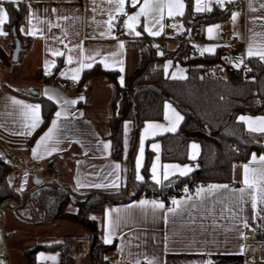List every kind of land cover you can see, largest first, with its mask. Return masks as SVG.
Here are the masks:
<instances>
[{
	"label": "crops",
	"instance_id": "0c3cea01",
	"mask_svg": "<svg viewBox=\"0 0 264 264\" xmlns=\"http://www.w3.org/2000/svg\"><path fill=\"white\" fill-rule=\"evenodd\" d=\"M21 2L25 3L26 12L20 31L27 46H21L13 68L30 75L35 82L29 84L32 86L27 91L6 87L0 74V145L4 151L10 152L9 149L14 146L20 149L19 154H25L23 166L17 165L15 161L22 176V179H17V188L22 193L40 186L33 180L37 161L46 163V167L51 170L43 176L37 175L42 177V182H53L69 191L88 195L119 192L124 189L127 193L131 179V154L135 147L133 173L136 180L145 179L143 169L148 151H151L149 175L154 182L156 180L153 179V166L160 183L165 180V173L169 178L181 175L185 168L190 171L184 175L193 171L201 152V145L197 141L189 143L190 162L162 159L161 136L176 132L184 119L183 113L172 100L165 101L162 119L144 121L138 132L135 120L124 121L123 157L119 160L112 155L108 137L111 102L116 86L103 77L83 81L85 69L100 64L104 69L120 71L118 82L125 85L139 62L137 49L127 45L125 35L137 39L143 34L155 38L159 45V58L155 66L162 67L169 77L185 78L187 67L174 55L181 40L190 35L182 19L187 9V0H182L183 15L170 17L165 8L163 19L158 24L151 22V16H141L135 24V31L140 32L139 36L128 30L124 22L128 16L139 11L143 0H139L135 7L132 0H125L123 12L115 11V2L110 4L109 0ZM226 2L228 0H224L223 4ZM216 3H219L218 0H200V7L207 5L212 9ZM262 3L264 0H243L227 18L206 24L197 29L199 32L195 30L189 39L195 52L214 54L223 49L224 57H228L231 65L236 67L245 64L249 57H259L248 56V47L252 44L254 51L264 50ZM3 7L5 8V4ZM192 7L196 11L197 0H192ZM234 13L239 14L235 21L232 19ZM110 14L113 16V27L109 33L106 22ZM146 27L159 34H149L145 31ZM209 28L213 29L211 33ZM29 30H35L36 34H27ZM3 31L7 35H0V44L12 61L15 39L7 32L5 24ZM227 41H231V45L228 46ZM121 43L123 48L119 47ZM166 51L171 52L173 56H165ZM57 52L62 54L56 55ZM60 56H63L64 65L55 74ZM69 56L72 57L71 63L68 62ZM0 64L8 66L10 62L3 64L0 61ZM89 64L91 67L87 66ZM2 67L0 66V69ZM57 75L62 78L57 79ZM70 81H77L78 84L74 88L63 89L62 85ZM32 94H40L48 99L51 96L50 100L55 103L53 117L38 135L36 131L43 122L42 107L37 99L30 96ZM14 100L22 101V105L14 104ZM73 100L76 103H65ZM23 105L40 106L39 122L34 128L30 127L33 122L32 114ZM168 105L171 107H167ZM121 108L122 103L119 101L116 111L120 112ZM57 112H61L59 118L55 115ZM176 114L182 119L177 121ZM241 117L245 119L242 120ZM261 118H264V112H243L238 115L247 130L248 120L258 121ZM53 120L57 121V127L51 139L42 140L52 128ZM149 125L161 127L150 128ZM252 126L259 127V124L254 123ZM172 127L175 130L169 131ZM255 133L264 135V132L260 131ZM16 138L18 140H15ZM104 144L109 147L105 148ZM193 144L198 145V148L193 149ZM28 156L36 162L26 164ZM261 157H264V153H253L248 161L239 162L232 183L214 182L200 185L174 199L177 204L172 201L167 206L161 199L145 197L107 203L104 211L94 216L100 223V237L104 242L106 239L110 240L107 244L116 242V247L102 253L96 263L90 259L88 234L81 224L66 219L48 224L27 223L15 217L12 204L2 207L0 232L4 249L2 254L0 253V263L27 264V249L36 245L49 246L68 241L64 264H149V261L151 264H246L248 258L241 253L242 231L245 227H250L259 239L264 240V211H261L264 205L258 204L257 208L253 209L252 197L246 192L241 199L239 190L246 188L243 183L244 166L248 165L249 182L255 185L250 191L257 200L259 199L257 189L264 186V180L260 179L261 170H264ZM138 176L142 179H138ZM212 185H227V188L218 187L209 191ZM141 201L149 203L141 206ZM152 202L163 204L164 207L153 208ZM70 204L71 208L77 207L75 199H72ZM170 209L175 211H169ZM35 258L36 264H60V249H40Z\"/></svg>",
	"mask_w": 264,
	"mask_h": 264
},
{
	"label": "trees",
	"instance_id": "16d2710c",
	"mask_svg": "<svg viewBox=\"0 0 264 264\" xmlns=\"http://www.w3.org/2000/svg\"><path fill=\"white\" fill-rule=\"evenodd\" d=\"M243 0L226 2L221 6L216 3L209 11L197 12L192 7V0H187V9L182 16L186 31L190 35L182 40L175 52V58L183 55L187 67L185 78H173L165 74L162 67L155 66L159 58L158 50L150 43L148 35L140 38H127V45L139 53L137 68L125 85H120V71L104 69L100 64L85 69L83 81L103 77L116 86L112 98V113L109 116L112 155L116 159L123 157V125L126 119L138 118L137 132L146 120L163 118V108L170 98L184 115L176 132L161 136L162 159L164 161L190 162L188 146L191 141L201 145V152L193 171L184 176H173L156 183L150 179L149 165L151 151L147 152L144 165L145 179L136 180L133 173V158L136 147L131 154V179L128 200L140 197L158 198L167 206L171 202L200 185L225 182L235 179L236 166L241 161H248L253 153H264V135L251 132L238 119L239 113L264 112V60L249 57L247 63L240 67L225 65L223 49L214 54H196L189 42L191 33L204 25L227 18ZM9 20L5 23L7 32L15 39L14 32L27 46L20 27L25 22L26 5L5 3ZM15 42V41H14ZM15 45V44H14ZM13 50V49H12ZM0 61L10 62V57L0 44ZM60 56L55 74L63 67ZM250 67V68H249ZM134 89L132 99L131 90ZM31 97L41 103L43 122L36 131L40 134L49 124L55 110V103L40 94ZM121 101L120 112L116 111ZM35 135V136H36ZM231 145H235L232 148ZM11 152L4 151L0 145V203L8 201L13 205L16 218L27 223L48 224L55 220L66 219L81 224L88 234L89 256L92 262L100 260L102 253L115 249L116 242L107 244L100 237V223L94 216L102 213L107 203H119L127 196L126 189L119 192L95 193L92 195L70 191L76 200L77 209L70 210L72 197L64 188H58L53 182H41L51 185L32 194L23 204L24 198L32 190L22 193L17 188L19 167L9 161ZM81 200V201H79ZM7 205H3L6 207ZM2 218L0 214V227ZM43 248L60 249L61 263L64 264L68 241L45 246L36 245L25 251L27 264H36V252Z\"/></svg>",
	"mask_w": 264,
	"mask_h": 264
},
{
	"label": "snow or ice",
	"instance_id": "6c2138e0",
	"mask_svg": "<svg viewBox=\"0 0 264 264\" xmlns=\"http://www.w3.org/2000/svg\"><path fill=\"white\" fill-rule=\"evenodd\" d=\"M21 2V0H0V35H7L6 32L3 31V25L5 23H7V21L9 20V13L8 11L3 7V5L5 3H10V4H16L18 5ZM115 2V11L118 12H123L124 10V4H125V0H109V3L112 4ZM218 2L221 4V6H223L224 0H218ZM228 2H232V0H228ZM139 3V0H132V5L133 7L136 6V4ZM251 7V5H250ZM261 7L264 8V3L261 4ZM165 8L167 9V14L168 16H175V15H183V9H184V4L182 2V0H143V4L140 6L139 11H137L134 15H130L127 17V20L124 22L125 23V27L134 32L135 35L139 36L140 32H136L135 31V24L136 22L139 21L141 16H151L152 20L151 22L153 24H158L160 22V20L163 19V14H164V10ZM205 10H211L207 5H205L204 7H200V0H197V7H196V11L200 12V11H205ZM125 15H127L125 13ZM239 14L238 13H234L232 16L233 21L236 20L237 16ZM112 20H113V16L110 14L109 16V20L106 22L107 26H108V31L109 33L112 30L113 24H112ZM29 23H31V19H29ZM218 27V26H217ZM23 31V29H21ZM145 31H148L149 34L152 35H157L159 34L158 32H152V30L150 28H145ZM209 33H211L213 31V29L209 28L208 29ZM29 35H35L36 31L35 30H29L28 33ZM101 35H103V33H101ZM120 48H123V43H121L119 45ZM71 51V50H70ZM56 55H61L62 53H55ZM258 55L259 58L261 60H264V50H260V51H254L253 50V46L252 44H249L248 47V56H256ZM68 62L71 63L72 62V57L69 56L68 57ZM84 65L82 64L81 67H83ZM88 67H91V65H87ZM77 71H79V69H77ZM121 71H123V69L121 68ZM73 79H76L77 77H72ZM121 83H123V78L121 77ZM47 94V93H46ZM52 97L49 96V99H51ZM14 104L17 105H22V101L19 100H14L13 101ZM66 104H74L76 103V101H65ZM23 107L25 109L28 110L29 113L32 114V120L33 122L31 123L30 127L34 128L36 126V124L39 122V105H23ZM167 107H171L170 105H168ZM56 117L59 118L61 116V112H57ZM167 118V116H166ZM176 119L177 121L179 119H182L181 117H179L178 114H176ZM242 120H244V117H241ZM249 123V130L250 131H260V132H264V118L259 119L258 121H252V120H248L247 121ZM254 123H258L259 127H253L252 125ZM57 127V121L53 120L52 122V128L49 129V132L46 133L45 137H42V140H48L51 139L53 131L55 130V128ZM150 128H159L161 127L160 125H149ZM169 131H174L175 128L172 127L170 129H168ZM105 148H108L109 145L108 144H104ZM154 147H158L156 145H154ZM193 149H197L198 145L193 144L192 145ZM143 154V149L141 148V155ZM34 155H35V151H34ZM195 158V156H193V159ZM255 159V157H254ZM261 161H264V157L260 158ZM117 168L119 167L118 165L116 166ZM140 167V162H137V168L139 169ZM168 166H165V168H167ZM188 171H190V169L185 168L184 170L181 171V175L186 174ZM253 172H255V170H252ZM153 179L156 180L157 183H160V180L157 179V177L155 176V166H153ZM138 179H142V177H137ZM167 173H165L164 175V179H167ZM260 179L264 180V170H261V174H260ZM243 183L245 184L246 188H241L240 194H241V199H243L244 194L247 192V195L249 197H252V208L255 209L257 208V205H264V186H260L257 191L259 194V199L257 200L256 196L253 195V192L250 191V189H253L255 187V185L253 183L249 182V166L245 165L244 166V179H243ZM99 186V185H98ZM218 187H223V188H227V185H223V186H216V185H212L209 188V191H211L214 188H218ZM141 206L148 204V201H141ZM177 201H173V204H177ZM152 206L153 208H163L164 205L163 204H157L155 202H152ZM169 211H175L174 209H170ZM261 211H264V208L261 209ZM246 226V225H245ZM110 240H105V243H109ZM137 264H139V262H137ZM149 264H151V261H149Z\"/></svg>",
	"mask_w": 264,
	"mask_h": 264
},
{
	"label": "rangeland",
	"instance_id": "374dc122",
	"mask_svg": "<svg viewBox=\"0 0 264 264\" xmlns=\"http://www.w3.org/2000/svg\"><path fill=\"white\" fill-rule=\"evenodd\" d=\"M16 64V61H11L10 60V65H2L0 64V66H3L2 69H0V74H1V78L3 80V83L6 87H14L16 89H22L24 91H27L28 89H30L29 84H33L35 81L31 79V76L28 74H24L21 73V70L18 68H13V66ZM15 140H18L17 138ZM19 148L18 147H11L9 149V151L11 152L10 156H7V159L9 161H16V156H18L19 154ZM28 154V151H27ZM16 155V156H15ZM26 164L27 163H35L33 162L31 156H28V159L25 160ZM45 162V161H44ZM44 163L42 161H37L36 162V170L34 172V175H45L46 173H48L49 171H51L48 167H46V163L43 165ZM20 166H23V164H19ZM20 169V168H19ZM18 179H22V176L18 175ZM17 183V181H16ZM71 205V204H70ZM69 205L70 210L75 211L77 209L76 206H73V208H71V206ZM6 211V210H5ZM0 253L2 254V249H4L3 247V243H2V237H1V232H0ZM4 251V250H3ZM4 255V254H3ZM1 264V263H0ZM6 264V263H5ZM246 264H264V261H260V260H249L246 259Z\"/></svg>",
	"mask_w": 264,
	"mask_h": 264
},
{
	"label": "built area",
	"instance_id": "2783aa9c",
	"mask_svg": "<svg viewBox=\"0 0 264 264\" xmlns=\"http://www.w3.org/2000/svg\"><path fill=\"white\" fill-rule=\"evenodd\" d=\"M118 17L119 18L121 17V13L118 14ZM196 32H199V30H197ZM150 43L156 50L159 49V45H158L157 40L155 38H150ZM226 44L228 46L231 45V41H227ZM165 56L172 57L173 54L171 52L166 51ZM179 59L184 61L186 59V56L183 55V56L179 57ZM224 64L225 65H231L228 57H224ZM61 78H62V76L57 75V79H61ZM77 84H78L77 81H70V82L62 85V88L63 89L64 88H74ZM231 147L235 148V145H231ZM24 158H25L24 153H21L18 156H16L17 165L23 164ZM241 253L243 256L247 257L249 260L264 261V240L259 239L256 232L254 231V229H251L250 227H245L242 231Z\"/></svg>",
	"mask_w": 264,
	"mask_h": 264
},
{
	"label": "water",
	"instance_id": "95a60500",
	"mask_svg": "<svg viewBox=\"0 0 264 264\" xmlns=\"http://www.w3.org/2000/svg\"><path fill=\"white\" fill-rule=\"evenodd\" d=\"M14 35H15V47H14L13 52H12V60H13V61H17V60H18V57H19L20 50H21V42H20L19 38L16 36V32H14ZM134 89H135V87L131 90V95H132V99H133V101H134V97H133ZM169 99H170V98H169ZM135 123H136V129H137V125H138V118H137V115H136V118H135ZM135 144H136V140L134 141V146H135ZM33 180L35 181V183H38V184H40V183L43 181V180H42V177H39V176H37V175H35V176L33 177ZM129 182H130V181H129ZM50 186H51V185L46 184V185H40L39 187L35 188L34 190H32L29 194H27V195L25 196L24 201H23V204H24V203L27 201V199H28L32 194H34L36 191L41 190V189L46 188V187H50ZM56 187L61 188V187H59V186H56ZM64 189H65V188H64ZM65 190H67V189H65ZM67 191L69 192L70 196L74 199L73 194H72L69 190H67ZM128 193H129V184H128V186H127V196H126L125 198L120 199V200H121V201H126V200H128ZM91 195H92V194H91ZM79 201H81V200H79ZM4 204L10 206V203H9L8 201H4L3 203H0V210H1V208L3 207Z\"/></svg>",
	"mask_w": 264,
	"mask_h": 264
}]
</instances>
